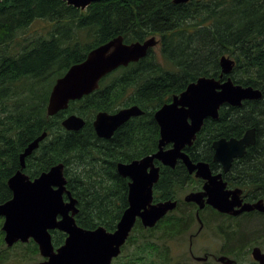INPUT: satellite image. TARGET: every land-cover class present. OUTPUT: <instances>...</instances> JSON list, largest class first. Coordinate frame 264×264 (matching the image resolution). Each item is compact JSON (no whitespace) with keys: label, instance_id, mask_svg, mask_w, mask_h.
<instances>
[{"label":"trees","instance_id":"trees-1","mask_svg":"<svg viewBox=\"0 0 264 264\" xmlns=\"http://www.w3.org/2000/svg\"><path fill=\"white\" fill-rule=\"evenodd\" d=\"M37 21L47 25L34 28ZM119 35L125 42L156 36L160 52L153 47L145 58L104 77L91 94L71 101L67 110L48 116L46 106L57 78L93 48ZM224 54L237 61L232 79L260 88L263 97L245 100L239 107L223 106L217 120H205L187 152L195 161L212 162L213 140L239 138L255 127L257 142L238 169L252 197L264 199V0H98L86 9L64 0L0 1V204L12 196L6 183L11 165L30 142L47 132L26 159L28 172L38 175L63 162L68 188L79 200L77 222L114 231L128 207L129 190V179L118 173V162L156 151V110L198 77L219 78ZM133 104L144 110L142 116L131 119L109 140L97 136L93 126L97 112ZM72 113L86 120L83 129L68 131L62 126ZM196 184L182 164L167 167L154 186V199L177 198ZM183 205L179 215L170 212L153 228L137 220L112 264H196L183 257L173 261L169 245L195 223L192 206ZM3 220L0 217V264L37 260L39 247L32 239L5 245ZM52 233L56 247L64 243V232Z\"/></svg>","mask_w":264,"mask_h":264},{"label":"water","instance_id":"water-1","mask_svg":"<svg viewBox=\"0 0 264 264\" xmlns=\"http://www.w3.org/2000/svg\"><path fill=\"white\" fill-rule=\"evenodd\" d=\"M64 1L76 8L86 9L98 0ZM188 1L174 0L175 3ZM158 42L156 36H151L144 41L126 43L124 37L119 35L93 48L83 61L71 65L64 75L57 78L47 102V115L52 117L67 110L71 101L80 100L95 91L103 77L121 66H128L146 57ZM236 63V59L230 55H222V72L219 78L198 77L181 93L174 95L170 102L156 110L155 119L161 126L160 148L157 152L131 162H118V173L122 177H128L130 181L128 207L114 231L103 225L93 229L85 228L77 222L79 200L68 188L65 164L60 162L35 179H31L22 170L9 179L13 196L0 204L6 245L12 247L18 242L34 240L43 259L32 264H112L121 255L138 219L144 227L153 228L170 211L177 208L178 201L174 199L154 201V185L160 177V168L155 165V159L171 167H175L181 159L190 173L196 171L197 177L207 179L204 189L187 194L185 201H193L201 207L207 201L225 212L242 205L235 214L251 210L264 212V199L242 204L239 197L241 189L233 190L235 196L229 199L231 190H225L227 184L222 174L213 175L209 163L194 162L185 150L193 144L206 118H218L222 105L239 107L245 100H258L263 97L260 88L244 86L232 79L230 74ZM143 113L144 110L136 104L113 113L100 111L93 124L99 137L110 139L131 117ZM85 123V119L76 113L68 114L62 120V126L68 131H79ZM255 132L256 129L252 127L241 138L222 137L216 140L213 144L214 160L221 162L227 171L235 158L243 157L247 147L256 143ZM46 136L47 132H44L27 145L20 155L22 168L25 167L26 157L39 147ZM169 142H173V145L165 149L164 146ZM65 194L68 200H65ZM53 230L67 234L60 246L56 247L53 243ZM254 254L260 264H264V253L260 247H255ZM226 258L223 256L219 259L225 262Z\"/></svg>","mask_w":264,"mask_h":264},{"label":"flooded vegetation","instance_id":"flooded-vegetation-1","mask_svg":"<svg viewBox=\"0 0 264 264\" xmlns=\"http://www.w3.org/2000/svg\"><path fill=\"white\" fill-rule=\"evenodd\" d=\"M126 43H130V42H126ZM221 72H222V70H221ZM99 86H100V84H99ZM83 98H81V99H83ZM133 105H135V104H133ZM223 106H231V105L224 104V105H222L220 107V109ZM126 107H128V106H126ZM232 107H234V106H232ZM220 109H219V112H220ZM102 111H104V110H102ZM105 112H108V111H105ZM109 113H113V112H109ZM96 114H95V117H96ZM142 115H139V116H142ZM139 116H135V117H139ZM154 117H155V114H154ZM133 118L134 117H131L127 122H129ZM208 118L214 119L212 117H208ZM208 118H206V119H208ZM218 118H219V116H218ZM217 119H214V120H217ZM94 120H95V118H94ZM126 123H124L123 125H121L117 130H119L121 127H123ZM204 123H205V121H204ZM157 125H158V130H157V134H158V145H157V149H156L155 152H157L159 150V148H160V146H159L160 142L159 141H160V138H161V126L159 125L158 122H157ZM93 126H94V124H93ZM253 128H255V127H253ZM94 129H95V127H94ZM116 131H115V133H116ZM200 131L197 133L196 138L193 140V144L192 145H189V146H187L185 148L186 151H188V149L194 145V143H195V141H196V139H197L198 134L200 133ZM95 132H96V130H95ZM96 134H97V132H96ZM255 135H256V142H257V129H256V132H255ZM222 137H225V136H222ZM222 137H218L215 140H213L212 147H213L214 142L216 140L222 138ZM99 138H101V137H99ZM225 138H228V137H225ZM230 138H232V137H230ZM239 138H241V137H239ZM101 139H106V138H101ZM106 140H109V139H106ZM172 145H173V142H169V143H167L164 146V148L165 149H168ZM250 146H252V145H250ZM250 146L247 147V151H248V148ZM24 150H23V152H24ZM213 150H214V153H213V156H212V162L206 161V160H196L195 161V160H193L191 158L190 154L189 153L188 154H189L190 158L194 162L205 161V162L209 163L213 175L222 174V178H223V180L227 184L226 187H225V190H231L230 195H229V199H232L233 196H235V193L232 192V191L233 190H236V189H241L242 190V192L239 195V197L242 199V202H243L242 204H245V203H253V202H255V201L259 200V199H263V198H255V197H252L251 192L248 191V189L246 188V186H243V183H244L245 179L242 176V170L238 169V166H242L243 164H245V161H243L242 159H244L247 156V152L245 153V155L243 157L235 158L233 160L230 168L226 171L224 169L223 164L221 162L214 160V154H215L214 147H213ZM155 152H153L152 154H154ZM20 155H21V153H20ZM31 155H29V156H31ZM147 155H150V154H147ZM147 155H145V156H147ZM29 156H27V157H29ZM27 157H26V159H27ZM142 157H144V156H142ZM142 157H140V158H142ZM140 158H136V159H140ZM26 159H25V167L24 168H22L20 156H19L18 162H16V163H14V164L11 165V168H12L11 173L12 174L6 180V183L8 184V188L10 190H11V188L9 186V179L17 171H19V170H22L24 173H26L27 175H29V177L31 179H35L36 177H38L40 175V174H38V175H34L33 176V175H31L30 172H28V170H27L28 169L27 168V160ZM133 160H135V159H133ZM131 161H129V162H131ZM178 164H182L187 169V167L184 164L183 160L179 159L177 161V164L176 165H178ZM155 165L160 168V176L162 174L163 169H166L167 167L174 168V167H171L169 165L164 164L159 159H155ZM48 170H46V171H48ZM195 172L194 173H190L189 172V173L196 180V182H197L196 187H194V188L191 187V191L188 192L187 194H189L191 192L202 191L204 189V185H205V183L207 181V179H205V178L203 179L201 177H197L195 175ZM125 178H128V177H125ZM67 179H68V177H67ZM159 179H160V177H159ZM129 181H130V179H129ZM158 181L156 183H158ZM128 184H129V182H128ZM187 194H185L183 196V198H184L183 199V203L187 204L188 206H192V207H190L189 211H192L193 213H195V217H194L195 218V223L184 234H186L187 232H190L194 227H196V226L198 227L197 230H196V232L194 234L193 233L190 234V254L192 255V257H194L198 261L197 262L198 264H204V263H208V264H260V260L257 259V257L254 254V249H255V247H260L262 253H264V233H263L264 232V212H261L259 210H251V211H242V212H240L238 214H235V212L237 210H240V208H241L242 205L241 206H238L237 205L230 212H225V211H220L219 209H217L216 207H214L212 204L208 203L207 201H205L203 207H201L200 204L195 203L193 201L192 202L185 201V196ZM12 196H13V191H12ZM12 196L9 199H11ZM64 198H65V200H68V197H67L66 194L64 195ZM172 199L178 201L177 208L175 209V210H177L179 207H181L180 206L181 200L178 199V198H172ZM8 200H6V201H8ZM154 201H156V200L154 199ZM188 203H190V204H188ZM179 209L181 211L184 210V209H181V208H179ZM175 210H173V211H175ZM173 211H170V212H173ZM243 219L245 220L246 226H244L242 224V220ZM257 219H261V221L258 222V223H251L253 220H257ZM138 220H140V219H138ZM251 227H253V228H251ZM245 228H246V231H245L246 238L243 239L241 237V233L243 232V230ZM53 231H58V230H53ZM211 232H213L214 235L223 238L222 240L224 241L225 244H224V246H222V248L220 250L214 248L213 250H217V251H214V253H212V252H204V255H205L204 257H207V258L204 259V260H199L197 258L200 257V256H195L194 255V252L192 250V246H193V243L192 242H193V239L197 237L200 240V242L202 243V245H204V246L206 245L208 247L209 244L206 242V239L205 238L208 235H210ZM66 236H67V234H66ZM182 237L180 238V240L182 239ZM253 238H255V240ZM223 256L227 257L225 259V262H223V261H221L219 259L220 257H223ZM211 259H214L216 261H213Z\"/></svg>","mask_w":264,"mask_h":264},{"label":"rangeland","instance_id":"rangeland-1","mask_svg":"<svg viewBox=\"0 0 264 264\" xmlns=\"http://www.w3.org/2000/svg\"><path fill=\"white\" fill-rule=\"evenodd\" d=\"M47 25L46 22H43V21H37L35 23V27L34 28H40L42 26H45ZM155 48V51L158 53L160 52V46L155 45L154 46ZM191 191V187H189L187 190H185L179 197H177L178 199L181 200L182 202V206L183 205V196L185 194H187L188 192ZM182 209V207H180ZM175 212V213H174ZM172 213L174 214H177L179 215V213H181V210L178 208L177 210L173 211ZM261 219H257V220H253L251 223H258L260 222ZM242 224L244 226H246V223H245V220L243 219L242 220ZM197 226L194 227L190 232H187L186 234H184V236L182 237V239L180 240L179 238L175 239V240H172L169 242V245H171V248H173V251H172V254H173V261H179L181 257H183V259H187L189 260L190 262H193V263H196L198 264L197 260L192 257V255L190 254V234L191 233H195L196 230H197ZM253 228V227H251ZM245 231H246V228L243 230V232L241 233V237L244 239L246 238V235H245ZM206 242L209 244V246L207 247L206 245H202V243L200 242V240L196 237L193 239V246H192V250L194 252V255L195 256H200V257H204V252H212L214 253V251H217V250H213L214 248L215 249H218L220 250L222 248V246H224V241L222 240L223 238L219 237V236H216L213 234V232H211L210 235H208L206 238ZM6 245V243H5ZM250 246V245H249ZM5 248V247H4ZM20 250V248H16L15 252H18ZM43 259L42 256L40 255L37 260L35 261H39ZM213 261H216L214 259H211ZM34 261H28V263L22 261V260H17L16 264H32ZM174 263V262H173Z\"/></svg>","mask_w":264,"mask_h":264}]
</instances>
